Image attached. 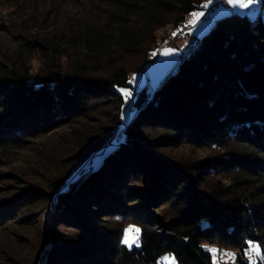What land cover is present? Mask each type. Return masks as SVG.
Here are the masks:
<instances>
[{
    "label": "trees",
    "instance_id": "obj_1",
    "mask_svg": "<svg viewBox=\"0 0 264 264\" xmlns=\"http://www.w3.org/2000/svg\"><path fill=\"white\" fill-rule=\"evenodd\" d=\"M42 1L20 29L0 11L15 44L0 53V168L38 139L56 147L62 129L79 149L50 188L1 204L0 226L39 203L51 217L22 264H212L205 245L236 251L228 264H252L259 246L264 264V0L255 16L213 21L156 84L159 31L183 28L206 0ZM130 224L139 246L122 243Z\"/></svg>",
    "mask_w": 264,
    "mask_h": 264
},
{
    "label": "rangeland",
    "instance_id": "obj_2",
    "mask_svg": "<svg viewBox=\"0 0 264 264\" xmlns=\"http://www.w3.org/2000/svg\"><path fill=\"white\" fill-rule=\"evenodd\" d=\"M42 2V0H38L37 2L34 0H0V11L3 16L6 17V22H13L16 24L17 29H20L28 13L35 5L40 4L41 6ZM230 3L232 4L233 10L223 9V7L221 8L220 6L215 7L213 12L199 9L194 12H203L204 15L199 17L198 20L192 15L194 12H191L187 16L183 28L176 30L173 29L172 26H167L165 29L160 30L158 34L160 37L159 40L161 41L160 48L168 46L167 48L175 50L180 55L182 52L181 49H184L191 39L201 37L210 31L215 15L219 17L234 11L255 16L261 5V0H251V2H249V0H232ZM45 4L46 3H44V5ZM44 8L46 9L47 6H44ZM26 11L27 13H24ZM193 20L196 22L192 23ZM173 33H175V35H173ZM14 45V37L11 33L0 32L1 54H9ZM158 55V52L151 55L149 62L151 63L156 60ZM32 63L35 68L42 65L38 59L33 60ZM143 82L144 76L142 78L139 75L133 77V83L136 86L143 84ZM108 116V114H103L99 116V119L107 120ZM90 123V127L92 124H97V122L95 123L94 121ZM66 131H69V129L58 131L61 134L54 138L57 144L56 147H48L45 149V152H41L38 150L40 146L44 147L41 142L44 140L48 141V139L45 137L43 139H38L37 142L31 143L30 147L27 149L14 154V156L12 155L13 157L10 159L9 164L0 168V173L6 171L12 174L0 180V206L6 201L15 199L17 197L15 194L19 192V188H22V192L24 188L29 187V184H37V186H39L38 188H40L39 190H42V188H50L49 185L52 180L60 175L62 176L68 173V171L72 169V164L66 162L65 159L74 155L79 147L77 144L75 145L72 137L69 138L67 136L66 138ZM70 131L74 130L71 129ZM181 151L183 155L191 153L188 148ZM85 166L87 165L85 164L83 167ZM2 189H5V192L1 193ZM11 203L12 201L5 205H10ZM2 207L3 206L0 208ZM46 211L47 209L44 207V204L39 203L35 211H29V213L33 214L28 220L22 221L21 214V217L16 216L11 222H6L4 225L0 226V264L31 263L36 258L43 243V230L45 226L52 227L51 217L46 215ZM40 215L43 217L39 221H35ZM60 232L66 233L67 231L62 228ZM134 245L135 244L132 246ZM220 250L222 252L236 253L234 250ZM246 256L250 262L258 261L259 254L256 252V247L252 246L250 250H248ZM173 257L174 256L171 254L165 255L160 258L157 264H171V258ZM234 259H229L228 261H234ZM175 261L176 264H178L176 259Z\"/></svg>",
    "mask_w": 264,
    "mask_h": 264
},
{
    "label": "snow or ice",
    "instance_id": "obj_3",
    "mask_svg": "<svg viewBox=\"0 0 264 264\" xmlns=\"http://www.w3.org/2000/svg\"><path fill=\"white\" fill-rule=\"evenodd\" d=\"M232 2V0H230ZM251 2V0H249ZM194 17L198 20L199 17L203 16V12H194L192 13ZM196 21L193 20L192 23H195ZM175 35V33H173ZM169 51H172L169 49ZM121 92H127L128 96H131V91L128 89H121ZM141 229L137 225H128L124 229V238L122 240V243L128 245L131 247L133 244L136 246H139V235H140ZM208 251L212 253V264H228L229 259H234L236 256V253L232 252H222L220 249H217L215 247H209L207 245L204 246ZM256 252L259 254L261 253V249L259 246L256 247ZM171 264H176L175 258H171ZM252 264H256L255 261H252Z\"/></svg>",
    "mask_w": 264,
    "mask_h": 264
},
{
    "label": "water",
    "instance_id": "obj_4",
    "mask_svg": "<svg viewBox=\"0 0 264 264\" xmlns=\"http://www.w3.org/2000/svg\"><path fill=\"white\" fill-rule=\"evenodd\" d=\"M167 47L160 52L158 58L148 67L149 76L153 84H156L161 80L179 56L175 50L171 49L172 51H169V48Z\"/></svg>",
    "mask_w": 264,
    "mask_h": 264
},
{
    "label": "built area",
    "instance_id": "obj_5",
    "mask_svg": "<svg viewBox=\"0 0 264 264\" xmlns=\"http://www.w3.org/2000/svg\"><path fill=\"white\" fill-rule=\"evenodd\" d=\"M216 6H223L225 8H231V5L229 4L228 0H219L216 4ZM203 8L209 12L213 9V6H209L207 3L203 4Z\"/></svg>",
    "mask_w": 264,
    "mask_h": 264
},
{
    "label": "crops",
    "instance_id": "obj_6",
    "mask_svg": "<svg viewBox=\"0 0 264 264\" xmlns=\"http://www.w3.org/2000/svg\"><path fill=\"white\" fill-rule=\"evenodd\" d=\"M229 1V0H228ZM218 2V0H206V3H208L210 6H213V9L211 10V11H209V12H213L214 10H215V7H218V6H216L215 4ZM229 4L232 6V4L229 2ZM223 6H221V8H222ZM233 8V7H232ZM223 9H225L224 7H223ZM233 10V9H232ZM219 14V13H218ZM222 14H223V12H222ZM220 17V16H219ZM218 15H215V19H214V21L215 20H217L218 18Z\"/></svg>",
    "mask_w": 264,
    "mask_h": 264
}]
</instances>
